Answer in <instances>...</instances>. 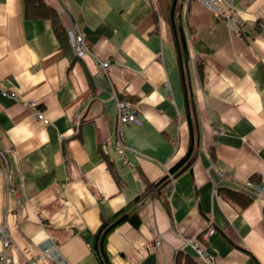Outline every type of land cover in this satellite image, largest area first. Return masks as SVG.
<instances>
[{"label":"crops","instance_id":"1","mask_svg":"<svg viewBox=\"0 0 264 264\" xmlns=\"http://www.w3.org/2000/svg\"><path fill=\"white\" fill-rule=\"evenodd\" d=\"M45 1L61 13V38L45 18L25 16L24 0H0V238L4 226L9 264H27L45 245L63 259L39 264H99L81 232L95 231L188 147L170 0ZM230 2L218 7L235 10L240 27L202 0L183 4L193 27L184 62L196 107L195 158L165 185L167 207L146 197L141 223L109 234L112 264H264V196L240 185L264 182V0ZM76 24L88 46L80 56L70 45ZM6 88L17 97L2 94ZM117 100L133 103L141 123L120 124ZM9 179L19 201L6 189ZM220 187L251 200L241 206ZM187 236H199L212 259Z\"/></svg>","mask_w":264,"mask_h":264},{"label":"trees","instance_id":"2","mask_svg":"<svg viewBox=\"0 0 264 264\" xmlns=\"http://www.w3.org/2000/svg\"><path fill=\"white\" fill-rule=\"evenodd\" d=\"M159 2L160 0H158V3ZM184 2L185 0H170L167 20L175 44L181 81L185 90L186 117L190 128L188 147L186 152L169 167L168 171L163 176L156 180L148 181L142 193L137 194L131 201L116 210L113 214L101 217V221L95 231L83 230L81 232L86 242L89 244V247L95 254L99 264H112L110 252L107 247L109 234L118 225L124 222H130L133 226H138L141 223L139 210L146 197L161 198L163 204L167 207L169 203L165 193V185L171 178L189 168L195 158L199 141L198 128L196 126V107L194 98L186 82L184 62L190 57V49L187 39L189 33H192L193 27L188 24L186 17L188 4L183 13L182 8ZM24 12L25 16L29 18H45L48 20L59 38L65 33V28L61 21V13L45 0H24ZM70 45L74 55L78 56L75 54L72 44ZM195 48L197 56L195 57L194 62L196 69L200 74V72H202L203 62L201 61L196 43ZM218 191L223 197L237 201L241 206L251 200L250 196L243 195L242 192L236 189L220 187ZM197 238L200 240L201 245L206 247L204 241L201 240L199 236H197Z\"/></svg>","mask_w":264,"mask_h":264},{"label":"built area","instance_id":"3","mask_svg":"<svg viewBox=\"0 0 264 264\" xmlns=\"http://www.w3.org/2000/svg\"><path fill=\"white\" fill-rule=\"evenodd\" d=\"M209 8H211L214 12L219 13L218 10V4L220 1H224V2H230V0H202ZM222 15H224L225 19L232 23L233 25L236 26H241L242 25V19L241 17L237 14L236 11H229V12H223ZM264 25V23H263ZM76 31L72 36V46L74 48V52L77 55H82L86 50H88V46L85 43L84 37L82 35V33H80L78 31V25L76 24ZM97 62L105 69L106 67H108V62L101 60V59H97ZM7 89V88H6ZM2 89V94L5 95H9L12 97H17V93H15V91L9 90V89ZM31 105L34 106V103H31ZM117 113H118V119H119V123H123L126 121H134L136 123H141V119L137 116L136 113V109L134 107V104L125 100H117ZM35 114L37 116V118L42 119L43 121L47 122L48 118L45 117V115L43 114L42 111L35 109ZM117 136H118V140L119 142L122 144L123 143V139H124V135L122 133V131L120 129H118L117 132ZM219 174H222L221 171H219ZM224 177H227L225 175H223ZM242 187H244L245 189L255 193L258 197H263L264 196V182H256L252 179H248L245 180ZM6 189L9 193L13 194L15 196V198L17 199V201H19V199L16 196V193L18 191L17 188V183L15 181L12 180H7L6 182ZM26 198V196H24ZM212 227H209L208 229H206L202 235L206 236L207 234H209L210 232H212ZM1 232H2V236L0 238L1 243L3 245V249L0 251V264H9L10 263V256H8L7 252H6V247H8L10 245V234L7 232V230L5 229L4 226H1ZM186 242L191 244L195 250L197 251V253L199 255L204 256L207 260H211L212 259V255L208 254L205 251V247H203L200 243V240L196 237V236H187L185 238ZM160 243V240L158 238L154 239V242L152 244V247L155 248L158 244ZM62 255L61 253L58 251V249L53 246V245H45L41 248L40 253L35 257V258H31L29 260H27V264H39L40 261L42 260H47V261H57L60 262L62 261Z\"/></svg>","mask_w":264,"mask_h":264},{"label":"rangeland","instance_id":"4","mask_svg":"<svg viewBox=\"0 0 264 264\" xmlns=\"http://www.w3.org/2000/svg\"><path fill=\"white\" fill-rule=\"evenodd\" d=\"M221 2H223V1H220L219 3H221ZM203 3H204V2H203ZM226 3H228V2H226ZM231 3H232V2H229L228 4L231 5ZM204 4H205V3H204ZM205 5H206V4H205ZM218 5H219V4H218ZM206 6H207V5H206ZM207 7H208V6H207ZM211 10H212V9H211ZM218 10H219V13L214 12L213 10H212V12H213L214 14L222 15L223 12L235 11V10H233L231 7H230L229 10H225V11L220 10L219 7H218ZM222 16L224 17V15H222ZM224 20H226L225 17H224ZM226 21H227V20H226Z\"/></svg>","mask_w":264,"mask_h":264}]
</instances>
